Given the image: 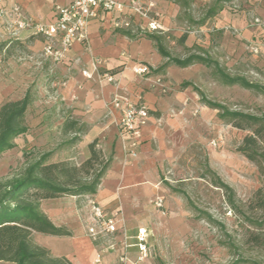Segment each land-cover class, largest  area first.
I'll list each match as a JSON object with an SVG mask.
<instances>
[{"label": "crops", "instance_id": "obj_1", "mask_svg": "<svg viewBox=\"0 0 264 264\" xmlns=\"http://www.w3.org/2000/svg\"><path fill=\"white\" fill-rule=\"evenodd\" d=\"M71 1L0 0V8L8 11L18 7L24 17L41 25H51L56 19L55 7L67 6ZM118 1L124 6L122 11L105 13L97 10L96 18L88 22L87 43L73 44L63 61L57 64L41 57V37L29 31L12 36V31L0 19V40H9L7 55L2 60L7 59L8 64L12 65L7 76L0 72V106L23 97L27 92L23 90V85L31 79L33 70H37L49 80L45 86L53 88L50 93L55 95L61 114H66L63 122L68 121L66 119L69 117L77 128L85 127L82 140L88 139L86 145L96 140V146L103 154L111 156V164L93 196L68 198V202L73 204L68 210L60 206L62 199L41 202L40 211L51 223L68 229L71 234L69 237L34 234L33 241L53 257L64 258L71 264H95L99 252V264H117L123 234L128 245L127 264H134L137 257L135 237L141 228L148 232V253L139 264L146 262L151 255L149 228L154 232L156 228L153 217L149 215L151 210L148 203L159 190L162 164L185 141L184 137L192 125L203 126V118L211 114L208 107L199 103L198 94L191 86L182 87L184 83H190L185 73L187 68L177 72L174 71L175 67H169L162 75L154 74L165 62L154 44L143 38L131 40L123 35V32L144 34L148 20L132 12L129 7L131 0ZM145 1L151 5L148 18L158 23L159 34L165 35L167 41L182 30L180 25L177 26L181 12L177 4L165 0ZM117 23L121 27L117 28ZM225 26L237 28L244 42L256 38L257 31L250 28L244 17L231 16L222 10L199 27L200 31L205 32L203 44H198L204 53L210 55L211 48H222L218 37L223 34L221 30ZM194 41L191 35L185 36L183 46L190 48ZM237 43L233 44L235 50L239 48ZM2 53L4 48H0V55ZM21 63L25 68L19 66ZM27 66L32 69L27 70ZM137 67H146L148 74L135 75L133 69ZM107 77H111L112 81H107ZM157 79L161 80L166 93H162L161 87L155 83ZM114 99L130 104L141 100L148 107V119L141 130L136 158L123 153L116 127L118 111L110 107ZM193 111L199 115L195 119L192 118ZM89 197L107 214L116 208L121 211L123 226L112 237L113 250L107 249L105 239L93 243L86 235V228L90 224L86 207Z\"/></svg>", "mask_w": 264, "mask_h": 264}, {"label": "rangeland", "instance_id": "obj_2", "mask_svg": "<svg viewBox=\"0 0 264 264\" xmlns=\"http://www.w3.org/2000/svg\"><path fill=\"white\" fill-rule=\"evenodd\" d=\"M214 1L189 0L187 9L179 7L177 26L182 30L168 41L164 35V46L172 57L184 58L189 52L204 53L198 44H203L205 32L195 23ZM222 10L231 16L244 17L250 28L257 31L256 38L244 42L237 28L225 26L218 37L222 48H211L208 56L230 76H241L264 86V0H233L223 4ZM255 19L262 25L253 24ZM189 35L195 41L186 48L179 40ZM235 42L239 44L236 50ZM8 43L7 39L0 40V48H4L0 55L3 76L12 67L7 59L2 60L7 55ZM19 66L25 68L22 63ZM33 71L31 79L23 85L31 98L24 118L28 132L14 140V149L0 155L2 182L20 177L44 153H52L50 162L66 160L76 164L89 156L88 139L82 140L86 130L83 126L79 127L80 141L66 145L74 137L62 130L66 114H61L55 95H51L53 88L45 86L49 80ZM185 73L191 88L198 89L207 100L231 111L264 116V95L225 86L213 68L194 65ZM210 112V116L203 118V126L192 125L185 141L162 164L159 190L148 203L156 228L155 232L149 228L151 255L144 264H230L239 258L248 264H264V233L248 221L264 223V173L237 150L249 131L238 130L219 119L215 110ZM198 116L197 111L192 112L193 119ZM96 149L102 152L97 146ZM216 179L232 189L236 211L228 206L223 190L213 185ZM172 189L185 193L187 199ZM156 198L162 199L163 209L155 207ZM60 199L61 207L72 208L68 198Z\"/></svg>", "mask_w": 264, "mask_h": 264}, {"label": "trees", "instance_id": "obj_3", "mask_svg": "<svg viewBox=\"0 0 264 264\" xmlns=\"http://www.w3.org/2000/svg\"><path fill=\"white\" fill-rule=\"evenodd\" d=\"M165 1L173 2L183 9H187L189 3V0ZM232 1L215 0L195 25L203 26L222 11L223 4ZM123 35L131 40L143 38L154 44L157 53L165 60L154 74L162 75L169 67L186 69L200 65L213 68L215 76L225 86H237L264 95V86L241 76H230L205 53L189 52L184 58L172 57L164 46L165 37L159 33L131 35L130 32H123ZM184 40L185 37L182 36L179 42L183 43ZM188 86L191 85L188 83L182 85V87ZM193 90L204 106L218 112L219 119L229 122L238 130L249 131L237 150L264 173V116L231 111L219 103L207 100L198 89ZM30 103L31 98L27 91L21 99L5 102L0 106V155L14 149V140L28 132L24 118ZM76 126L74 121H66L62 127L64 133L74 136L66 144L68 146L80 141L79 135L82 130ZM96 145V140L87 145L89 156L80 164L66 160L50 162L52 153L48 152L28 165L20 177L5 182L0 181V264H71L64 258L53 257L48 250L37 246L33 236L34 234L53 237L70 236L68 229L56 227L51 223L40 211V205L45 200L93 196L96 193L111 164V158H105L102 152L96 149ZM213 185L223 190L228 206L236 211L232 189L219 179H216ZM172 192L179 193L187 199L183 192L174 189ZM248 221L264 233V223ZM255 241H258V238ZM230 264H248V262L239 258Z\"/></svg>", "mask_w": 264, "mask_h": 264}, {"label": "built area", "instance_id": "obj_4", "mask_svg": "<svg viewBox=\"0 0 264 264\" xmlns=\"http://www.w3.org/2000/svg\"><path fill=\"white\" fill-rule=\"evenodd\" d=\"M145 0H131L129 7L132 12L142 19H147L148 23L143 29L144 33L153 34L160 33V27L155 20L148 18L149 8ZM123 5L118 0H72L67 6L55 7L56 19L51 25H41L22 15L18 7H12L10 10L0 8V19L5 22L7 28L12 31L15 36L23 31H29L34 36H39L43 40V50L41 57L50 60L52 63H61L69 52L73 44L87 43V28L90 19L97 16V10L105 13L120 12ZM255 25H262L258 19L254 20ZM127 27V25H124ZM116 27H121L116 24ZM257 51L254 50V53ZM136 75L148 74L146 67H137L133 69ZM83 75L89 78L86 72ZM107 81L111 82V77H107ZM156 84L161 87L162 93H166V88L161 84V80L157 79ZM110 107L118 111L116 127L119 134V141L125 156L136 158L137 148L141 140V130L145 127L148 119V107L141 101L130 104L125 101L114 99L110 102ZM154 205L157 209H163V201L156 198ZM86 207L89 210L90 224L86 228L87 237L97 243L99 239H105L107 249L113 250V235L118 228L123 226L121 211L119 208L114 209L107 214L105 209L101 207L92 198L86 199ZM148 232L141 228L137 230L135 241L137 257L134 264H139L147 257V240ZM128 245L125 235L121 243V251L117 257V264H127ZM101 253H97L94 263L99 264Z\"/></svg>", "mask_w": 264, "mask_h": 264}]
</instances>
